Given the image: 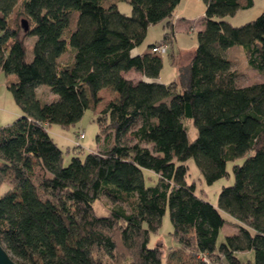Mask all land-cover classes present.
<instances>
[{
	"label": "trees",
	"instance_id": "obj_1",
	"mask_svg": "<svg viewBox=\"0 0 264 264\" xmlns=\"http://www.w3.org/2000/svg\"><path fill=\"white\" fill-rule=\"evenodd\" d=\"M117 1L0 0V71L16 77L7 88L21 112L0 126V185L7 186L0 246L16 264H167L159 246H148L167 210L170 234L197 264H238L240 251L264 264V10L234 26L226 17L253 0H202L193 54L163 83L156 80L162 57L133 49L160 22V43L172 41L180 0H122L129 15ZM236 45L262 80L236 82L227 54ZM130 69L144 78L123 76ZM40 85L54 97H38ZM102 88L116 97L95 120L113 143L63 165L48 128L76 123ZM127 134L133 141H123ZM189 158L206 184L243 158L233 163V182L221 188L216 206L187 181ZM143 169L157 175L155 184H145ZM103 194L128 210L118 205L96 215L93 203ZM226 222L235 230L217 242Z\"/></svg>",
	"mask_w": 264,
	"mask_h": 264
},
{
	"label": "rangeland",
	"instance_id": "obj_2",
	"mask_svg": "<svg viewBox=\"0 0 264 264\" xmlns=\"http://www.w3.org/2000/svg\"><path fill=\"white\" fill-rule=\"evenodd\" d=\"M202 0H183L189 7L185 10L190 11L193 19L198 20L203 15L200 12V8L203 5ZM181 3L177 6H181ZM117 8L120 12L129 15L131 13L130 4L126 1L119 0L116 3ZM264 10V0H253V5L246 9H239L232 16L226 17V20L234 26L241 25L249 20L255 18L261 11ZM165 32L163 23H156L149 25L144 40L140 45L133 49V52L146 50L148 45L151 43H159L162 41L163 33ZM174 37L172 41L167 45V50L165 53L159 54L162 57V67L159 72V81L170 82L176 75L177 68L180 65H185V63L191 58L193 54L194 47L196 46V30L185 31L178 28L177 31L174 29ZM34 37H25L24 43L26 48V58L30 60L31 58V46L34 41ZM150 51V50H149ZM228 56L232 60V68L238 73L236 77V82L238 84H247L254 81H259L263 79V76L257 71L251 69L245 60L242 48L238 45L233 46L231 50L227 52ZM134 73H127L128 76H133ZM14 75H5L0 71V126H5L12 123L19 115L20 110L15 104L14 99L10 90L7 88L6 81ZM38 97L43 101L50 100L54 96L49 92L47 86L40 85L36 89ZM100 97L99 102H90V107L87 108L82 117L73 125L67 128H63L58 124H52L49 128V133L57 146L62 151V164L66 165L72 156L83 157L88 151L104 149L113 143L112 132L99 131V126L95 120V114L99 112L106 102L114 99L116 93L111 89L106 88L101 90L98 94ZM188 127V135L190 139L195 138L196 130L191 121H185ZM83 133V137H79V133ZM109 137L106 139V135ZM99 136V142L97 143V137ZM124 142L133 141L132 137L128 134L124 137ZM143 145L150 146L149 143L143 142ZM243 158H238L233 162H227L226 170L227 175L222 176L212 182L211 184H206L203 180L202 174L198 167L195 165L192 158H189L186 163L188 165L189 171L187 176V181L192 182L195 186L196 193L209 201L211 204H217V198L219 191L223 186L230 185L233 182L232 166L233 163H241ZM1 163V160H0ZM144 181L146 185H153L157 181V175L148 169H143ZM6 182L0 185V195L6 190ZM121 205L123 208L128 210V206L121 202L115 201L103 194L98 200L93 203L94 212L96 215L103 216L108 213L109 209L115 206ZM225 216L229 218L228 215ZM172 230V224L169 218L168 211L164 213L161 219V225L156 232H152L149 235V247L159 246L162 255L163 262L167 264H197L193 255L182 250L179 244L173 239L170 234ZM235 226L231 223L226 222L221 230L218 237L220 242L225 234L234 232ZM240 263L238 264H254L253 263V251H240L235 254ZM214 264V263H213Z\"/></svg>",
	"mask_w": 264,
	"mask_h": 264
},
{
	"label": "crops",
	"instance_id": "obj_3",
	"mask_svg": "<svg viewBox=\"0 0 264 264\" xmlns=\"http://www.w3.org/2000/svg\"><path fill=\"white\" fill-rule=\"evenodd\" d=\"M181 1H183V0H180V2L176 5V7H175V9H174V14H173V16H172V23H173V28L177 31V29L178 28H181V29H183V30H185V31H193V30H199V29H201L202 28V23H201V20H202V17H203V15L200 17V19H198V20H195V19H193V16L190 14L191 12V10L190 11H188V10H185L186 8H188L189 6L188 5H186V3H184V2H182L181 3ZM202 3H203V1H201ZM181 3V6H179V7H177L179 4ZM117 6V5H116ZM204 13V3H203V5L201 6V8H200V12L197 14V15H199L200 13ZM165 31H166V29H164ZM173 38H175V37H173ZM168 44L170 43V41L169 42H167ZM195 48V47H194ZM233 48V47H232ZM134 50H135V48H134ZM228 50H231V48L230 49H228ZM149 51V47L146 49V50H142L141 52H139V53H144V52H148ZM194 51V50H193ZM138 51H136V52H133V53H137ZM190 60V59H189ZM188 60V61H189ZM187 61V62H188ZM186 62V63H187ZM185 63V64H186ZM127 73H134L133 74V76H128L127 75ZM123 74V76H125L126 78H129V79H131V80H133V81H137V80H140V79H143L144 77L139 73V72H137V71H135L134 69H130V70H128V71H126V72H123L122 73ZM9 75H11V74H9ZM13 75V74H12ZM177 76V72H176V75L173 77V79H175V77ZM16 79V77L15 76H13V77H10L9 78V80H7L6 81V84L8 85V83L9 82H12V81H14ZM146 79V78H145ZM172 79V80H173ZM156 80L157 81H159V75H158V77L156 78ZM161 82V81H160ZM163 83H166V82H163ZM104 89H106V88H102V89H100L99 91H98V94L101 92V90H104ZM54 96H52V98H53ZM50 128V127H49ZM49 128H48V131H49ZM99 142V140L97 141V143ZM96 150H99V148H96Z\"/></svg>",
	"mask_w": 264,
	"mask_h": 264
},
{
	"label": "built area",
	"instance_id": "obj_4",
	"mask_svg": "<svg viewBox=\"0 0 264 264\" xmlns=\"http://www.w3.org/2000/svg\"><path fill=\"white\" fill-rule=\"evenodd\" d=\"M167 50V45L166 43H155L153 46L150 47V51L153 53H157V54H162L165 53ZM79 137H83V133H79ZM202 259H204L202 257Z\"/></svg>",
	"mask_w": 264,
	"mask_h": 264
},
{
	"label": "water",
	"instance_id": "obj_5",
	"mask_svg": "<svg viewBox=\"0 0 264 264\" xmlns=\"http://www.w3.org/2000/svg\"><path fill=\"white\" fill-rule=\"evenodd\" d=\"M0 264H16L0 246Z\"/></svg>",
	"mask_w": 264,
	"mask_h": 264
}]
</instances>
